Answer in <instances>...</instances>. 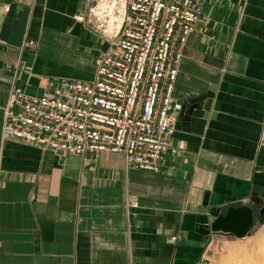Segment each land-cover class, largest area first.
I'll use <instances>...</instances> for the list:
<instances>
[{"label": "crops", "instance_id": "obj_1", "mask_svg": "<svg viewBox=\"0 0 264 264\" xmlns=\"http://www.w3.org/2000/svg\"><path fill=\"white\" fill-rule=\"evenodd\" d=\"M85 12L86 0H0V264H202L217 234L196 225L264 201V0L206 1L159 172L4 137L16 85L38 94L50 78L94 79L106 45L75 20ZM198 102L205 126L182 116Z\"/></svg>", "mask_w": 264, "mask_h": 264}, {"label": "built area", "instance_id": "obj_2", "mask_svg": "<svg viewBox=\"0 0 264 264\" xmlns=\"http://www.w3.org/2000/svg\"><path fill=\"white\" fill-rule=\"evenodd\" d=\"M206 1L86 0L75 20L106 45L94 79L50 78L38 94L16 85L4 137L57 154L117 153L128 168L161 171L181 110L184 50Z\"/></svg>", "mask_w": 264, "mask_h": 264}, {"label": "water", "instance_id": "obj_3", "mask_svg": "<svg viewBox=\"0 0 264 264\" xmlns=\"http://www.w3.org/2000/svg\"><path fill=\"white\" fill-rule=\"evenodd\" d=\"M207 105L208 102H198L182 108L183 119L188 124H201L205 126L209 118V112L206 109ZM260 214L264 215V201L260 209ZM255 219V207L246 204H233L218 208L216 213L210 217L208 223L197 224L196 230L202 235L215 233L245 238L254 227Z\"/></svg>", "mask_w": 264, "mask_h": 264}, {"label": "rangeland", "instance_id": "obj_4", "mask_svg": "<svg viewBox=\"0 0 264 264\" xmlns=\"http://www.w3.org/2000/svg\"><path fill=\"white\" fill-rule=\"evenodd\" d=\"M263 203L256 209L254 227L245 238L217 234L207 244L202 264H264Z\"/></svg>", "mask_w": 264, "mask_h": 264}]
</instances>
